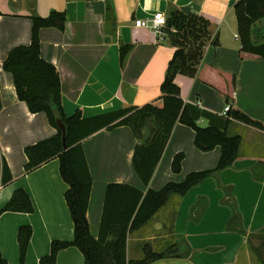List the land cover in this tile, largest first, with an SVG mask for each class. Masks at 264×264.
I'll list each match as a JSON object with an SVG mask.
<instances>
[{
    "label": "crops",
    "instance_id": "crops-1",
    "mask_svg": "<svg viewBox=\"0 0 264 264\" xmlns=\"http://www.w3.org/2000/svg\"><path fill=\"white\" fill-rule=\"evenodd\" d=\"M238 1L0 0V151L13 175L9 184L0 187V209L19 188L29 193L35 206L33 213H0V252L9 264H20L17 234L22 225L33 229L25 264H39L40 258L50 253L53 240L72 241L75 234L65 200L68 184L60 174L59 159H51L29 173L25 170L26 146L55 135L57 129L45 113H32L18 98L12 74L3 69L12 48L30 44L31 16H47L53 10L66 15L64 29L43 27L39 35L41 56L59 71L67 116L80 111L83 117H91L148 103L162 107L161 84L181 43L168 35L158 41L151 30L136 27L135 21L157 11H163L167 18L172 10L179 9L202 16L210 24L197 69L205 62L234 73V106L264 124V57L247 53L242 57L240 53L242 42L235 15ZM262 32V28L254 27L253 38L260 39ZM122 44L132 46L123 65ZM175 82L185 103L210 113L200 117L197 125L225 130L228 136L239 135L241 143L237 159L219 178H208L182 197L173 195L139 230L140 235L155 240L152 232L167 226L162 218L170 211L167 236L173 243L185 239L191 250L187 257L164 258L150 264H244L243 256L249 253L247 238L237 230L226 229L231 209L224 203V188H234L243 229L248 233L264 230V179L254 175V168L264 162V130L225 115L228 99L197 75L179 72ZM138 142L126 125L100 130L82 141L92 176L87 217L94 236L99 234L108 184H130L144 192L150 187L159 189L155 182H182L191 172L215 168L221 155L220 146L209 151L199 149L194 129L178 122L150 184L145 186L132 163ZM179 153H185L182 171L174 173L171 165ZM200 197L206 198L208 205L196 221L190 212ZM131 241L129 236L127 255ZM56 264H85V259L80 249L69 246L59 251Z\"/></svg>",
    "mask_w": 264,
    "mask_h": 264
},
{
    "label": "trees",
    "instance_id": "trees-1",
    "mask_svg": "<svg viewBox=\"0 0 264 264\" xmlns=\"http://www.w3.org/2000/svg\"><path fill=\"white\" fill-rule=\"evenodd\" d=\"M235 15L242 42L240 50L242 57L245 53L264 57V40L260 42L254 39L252 33L256 21L264 19V0H239L235 5ZM31 19L30 44L12 48L3 62V69L12 74L18 98L26 102L32 113H45L49 123L57 129L55 135L26 146L25 153L28 161L25 164V170L29 173L51 159H59L60 174L68 184L65 200L75 231L72 241L53 240L50 253L41 257L39 264H56L59 251L69 246L80 249L84 255L85 264H150L164 258L189 256L190 247L185 239H181L172 243L165 251L157 252L146 244L143 247L141 259L127 257L129 236L146 225L173 195L182 197L192 187L203 183L208 178H219L224 169L233 165L239 154L241 143L239 135L228 136L225 130L213 127L203 128L197 125L200 117L210 116V113L184 102L180 86L175 82L176 75L179 72L191 76L197 75L200 80L225 95L230 103L228 116L264 129L262 122L251 118L234 106V73L205 62L197 69L203 47L210 35L209 21L202 16L187 14L179 9L172 10L167 17L168 36L178 38L181 46L169 62L161 84L162 107L148 103L141 107L127 106L115 111L83 117L80 111L71 116L65 114L59 71L54 64L41 56L40 29L51 26L64 29L65 13L53 10L47 16L32 15ZM131 49L130 44L120 45L122 65ZM55 113L62 117L67 127V149L63 147L62 131L56 123ZM178 122L194 129L195 145L202 151L221 147L217 166L209 170L191 172L182 182L169 181L160 190L149 188L144 192L130 184H108L99 234L94 236L87 217L92 176L82 141L103 129H113L123 125L131 127L139 140L134 149L133 167L145 186H148L173 128ZM183 158L182 153L175 155L172 162L174 172H180ZM254 175L258 180L264 179V162L258 163L254 168ZM12 180L13 175L0 151V187L9 184ZM224 192V203L231 209L226 229L237 230L246 236L249 250L255 253L258 260L264 264V258L259 255V251L254 246V240H257L259 246H264V230L258 233L246 232L242 226V216L234 188L226 186ZM207 205V199L200 197L192 206L190 216L199 221ZM6 211L33 213L35 206L29 193L24 188H19L13 193L8 203L0 209V213ZM32 233L33 229L30 225H22L18 230L21 264L25 261ZM0 264H9L1 252Z\"/></svg>",
    "mask_w": 264,
    "mask_h": 264
},
{
    "label": "rangeland",
    "instance_id": "rangeland-1",
    "mask_svg": "<svg viewBox=\"0 0 264 264\" xmlns=\"http://www.w3.org/2000/svg\"><path fill=\"white\" fill-rule=\"evenodd\" d=\"M255 27H260L264 30V19H258L256 21ZM259 40L260 42H263L264 40V33H261V37L260 39H256ZM244 123V122H243ZM247 124V123H244ZM248 125H252L256 128H260L263 129L259 126H256L254 124H248ZM264 130V129H263ZM149 133V131H147ZM183 157L185 158V153H182ZM175 157V156H174ZM184 158L182 160V163L184 161ZM172 166V165H171ZM173 170V169H172ZM156 171V169H155ZM182 171V164H181V170ZM174 172V171H173ZM155 173V172H154ZM175 173V172H174ZM152 180V179H151ZM169 182V181H168ZM166 183H160L157 184V182L154 183V185L156 187H160L159 189H161ZM151 188V187H150ZM153 189V188H151ZM159 189H153V190H159ZM171 212L169 211V214H166L163 216V222H167V226L165 228H163L162 230H160V232H152L154 233L155 237H157L155 240H150L148 238V235H140V229L134 231L130 237L132 239L131 241V250L128 251V255H129V259H141L143 257V247L144 245L148 244L152 247L153 250L157 251V252H161V251H165L169 248V246L174 242L173 238L170 236H167V234L170 232L171 227H170V219H171ZM155 216V215H154ZM154 216L152 217V219L149 221L151 222L154 218ZM148 222V223H149ZM162 222V223H163ZM147 223V224H148ZM151 225L147 226L143 232L147 231V228H150ZM139 231V232H138ZM148 233V232H147ZM254 246L257 248V250L259 251V255L264 258V246H259L257 244V240H254ZM29 247V246H28ZM27 253H28V249H27ZM26 253V256H27ZM127 255V257H128ZM26 261V258H25ZM25 261L23 262V264H25ZM244 264H262L259 260L258 257L255 253H253L252 251L249 250L248 255H244L243 259H242ZM19 262H20V255H19ZM21 264V262H20Z\"/></svg>",
    "mask_w": 264,
    "mask_h": 264
},
{
    "label": "built area",
    "instance_id": "built-area-1",
    "mask_svg": "<svg viewBox=\"0 0 264 264\" xmlns=\"http://www.w3.org/2000/svg\"><path fill=\"white\" fill-rule=\"evenodd\" d=\"M135 26L138 28H146L153 32L158 41H162L168 35L167 31V18L163 11H157L148 18L136 19ZM230 111L228 104L224 109V114Z\"/></svg>",
    "mask_w": 264,
    "mask_h": 264
},
{
    "label": "water",
    "instance_id": "water-1",
    "mask_svg": "<svg viewBox=\"0 0 264 264\" xmlns=\"http://www.w3.org/2000/svg\"><path fill=\"white\" fill-rule=\"evenodd\" d=\"M55 114H56V123L62 131L63 147H64V149H67V147H68V145H67V127H66L62 117L58 113H55Z\"/></svg>",
    "mask_w": 264,
    "mask_h": 264
}]
</instances>
